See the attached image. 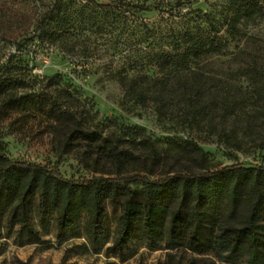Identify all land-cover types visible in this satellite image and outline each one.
Masks as SVG:
<instances>
[{
	"label": "trees",
	"instance_id": "obj_1",
	"mask_svg": "<svg viewBox=\"0 0 264 264\" xmlns=\"http://www.w3.org/2000/svg\"><path fill=\"white\" fill-rule=\"evenodd\" d=\"M78 1L75 6L52 0L35 19L30 34L12 38L14 51L0 62V122L11 132L31 130L29 122L35 120L44 123V130L53 121L71 120L65 143L99 140L76 119L74 109L80 94L63 83L62 74L34 75L23 63L25 42L59 44L61 50L77 48L88 54L86 41L93 36L109 41L115 50L127 40L112 43V36L116 39L129 26L127 20L146 6L123 0ZM263 8L264 0L235 2L227 32L236 33L239 24L252 22ZM140 25L146 31L134 44L139 58L120 70H106L117 80L123 99L150 104L158 121L173 119L182 129L206 128L225 147L240 150L242 137L234 127H225L229 117L240 115L239 109L249 99L247 91L217 101L208 85L213 78L198 65L201 57L220 53L221 36L199 34L184 23L176 36L165 42L166 47L154 50L156 43L149 38L146 24ZM246 53L236 71L245 78L244 86L253 88L252 111L264 118L261 58ZM218 110L220 114L214 112ZM245 116L248 121L254 114ZM193 147L201 160L200 170L176 171L155 179L134 173L78 181L45 165L13 161L0 153V228L9 218L31 230L29 220L35 213L41 221L53 218L58 234H62L82 220L87 238L98 243L110 208L115 223L113 246L118 251L128 242L145 240L149 247L165 243L168 249L180 247L194 254L246 255L249 264L264 262V166L235 162L208 168L202 162L203 149L196 144ZM258 148H264V139ZM101 151L118 168L122 152L116 151L111 140H103Z\"/></svg>",
	"mask_w": 264,
	"mask_h": 264
},
{
	"label": "rangeland",
	"instance_id": "obj_2",
	"mask_svg": "<svg viewBox=\"0 0 264 264\" xmlns=\"http://www.w3.org/2000/svg\"><path fill=\"white\" fill-rule=\"evenodd\" d=\"M123 1L140 2L146 7L134 16V23L131 21L133 17L127 20L129 26L116 39L112 36V43L121 42L126 37L127 43L118 49L111 48L109 41L93 36L86 41L90 47L88 54H81L77 48L61 50L59 44L38 43L36 40H28L23 48V63L32 74L61 73L63 83L77 90L80 98L74 109L76 119L84 129L94 131L99 140L76 139L65 143L67 132L73 125L71 120L53 121L45 130L44 123L35 120L29 122L31 130L18 132H11L5 122H0V153L13 161L45 165L65 178L78 181L134 173L155 179L176 171H198L201 160L193 144L205 152L202 162L208 168L235 162L264 166V148H258L264 139V118L252 111L255 98L250 92L253 88L244 86L245 78L236 71L238 63L246 59L244 52H249L260 56V70L264 75V8L252 22L239 24L237 32L231 34L227 32L226 23L233 5L239 0ZM51 2L0 0V62L14 51L12 38L30 34L35 19ZM64 2L78 6L79 1ZM142 22L148 28L149 38L156 43L154 50L166 47L165 42H170L176 36L177 28L184 23L199 34L221 36L220 53L201 57L198 65L213 78L208 85L217 101L231 99L240 90L243 96L247 91L249 99L242 110L239 109L240 115L234 119L229 117L225 127H234L242 137L240 150L225 147L216 135H209L206 128L182 129L172 123L173 119L158 121L150 104L137 105L123 99L117 80L107 75L106 70H120L139 58L134 44L146 31L140 25ZM135 24H139L137 28ZM214 112L221 113L219 110ZM248 113L254 114L252 120H245ZM104 139L111 140L116 151L122 152L118 168L101 151ZM29 224L31 230L9 218L3 220L0 264H249L246 255L194 254L180 247L168 249L165 243L149 247L145 240L128 242L118 251L113 246L115 223L110 208L104 234L98 243L87 238L82 220L62 234H58L53 218L41 221L32 213Z\"/></svg>",
	"mask_w": 264,
	"mask_h": 264
}]
</instances>
